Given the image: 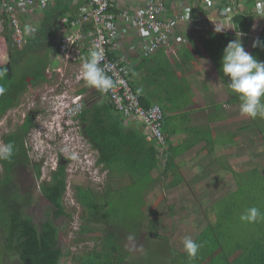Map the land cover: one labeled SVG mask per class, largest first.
<instances>
[{
    "label": "crops",
    "instance_id": "0c3cea01",
    "mask_svg": "<svg viewBox=\"0 0 264 264\" xmlns=\"http://www.w3.org/2000/svg\"><path fill=\"white\" fill-rule=\"evenodd\" d=\"M162 1L168 19H173L183 4L190 10V20L180 28V40L173 39L169 49H160L144 59L137 47L130 51L133 37L120 23L121 30L128 34L118 49L111 50L114 56H125L129 60L130 84L139 91L144 103L149 107L159 106L164 115L162 132L166 147L163 152L168 166L164 167V172L154 171L150 175L152 183L145 192L146 218L155 219L161 214L171 220L169 232H164L168 235L159 245L160 251H166L167 257L168 252H175L181 264L190 261L193 264H234L237 260L238 264H246L243 259L249 260L248 264H263L264 255L259 250L252 254L251 248L243 245L235 250L234 245L199 241L203 233L217 229L213 220L214 204L236 188V175L249 168H264L262 134L251 128L252 119L239 114V101L226 88L228 78L221 79L223 50L227 42L236 39L235 31L241 30L221 29L218 25L235 14L226 16L225 20L222 18L221 7L226 0ZM243 1L246 4L248 0ZM113 4L112 10L119 11L130 4L138 5L139 0H114ZM77 6L70 3L72 12L68 17L76 16ZM63 26L64 22L61 29ZM96 95L98 103L102 102L98 90ZM170 106L174 109H169ZM167 120L169 124H166ZM127 127L141 129L134 122ZM228 135L234 138L231 148L225 151L220 145L216 148V141ZM194 168H199V172H194ZM124 176L129 179L127 174ZM156 186L161 189L159 198L155 193ZM153 196L161 200L159 205L152 203ZM177 228L183 230L179 238H174ZM192 234H196L194 240L202 247L196 258L189 260L182 251L181 242L184 236ZM154 250L148 246L149 257L145 258L148 260L145 264L150 263ZM235 251H246V255L240 260ZM201 258L204 259L198 261ZM63 263L60 259L59 264ZM0 264H21L7 243L0 247Z\"/></svg>",
    "mask_w": 264,
    "mask_h": 264
},
{
    "label": "trees",
    "instance_id": "16d2710c",
    "mask_svg": "<svg viewBox=\"0 0 264 264\" xmlns=\"http://www.w3.org/2000/svg\"><path fill=\"white\" fill-rule=\"evenodd\" d=\"M70 3L71 1L68 0H57L54 8L39 23L37 32L30 35L25 34L21 47H17L12 41L9 25L5 24L3 43L7 51L8 63L0 65V71L5 70L0 76V86L6 90L4 95L0 96V119L6 112L18 105L23 94L33 91L40 84H47L54 80V72L50 70L51 53L56 47V36H60L64 29L60 27L59 17L66 14V19L70 18L68 17V13L72 12ZM246 4L247 12L237 13L231 19L220 21L218 28L241 30L250 34L255 32L254 25L259 24L256 40L261 41L264 38V18L256 17L252 0H248ZM257 48H252L250 54L255 56ZM96 92L97 90L89 87L77 91L78 95H85L81 113L77 118L83 137L97 153L96 165L102 166V169L110 175V180L102 195L93 190L75 188L76 201L84 212L83 223L78 234L96 235L98 229H101V238L97 244L99 247L83 256H75L73 260L76 264H136L131 261L134 257L129 252L121 253L123 237L132 233L139 235L143 232V242L139 241V244L142 246L146 243L142 249L143 256L146 258L149 257L146 252L148 246L152 251L154 247L159 246H153L151 242L155 239L164 240L150 232L154 224L151 220L147 222L149 219L146 218L145 192L152 183L150 176L152 172H164V167L168 166L164 162L166 153L159 149L160 146L155 141L147 140L142 127L141 129L125 127L120 114L106 100L103 99L98 103ZM141 104L146 109L152 107L146 105L143 99H141ZM30 127L27 121L22 126L26 131ZM261 136L264 140L263 134ZM4 143H12L14 153L10 160L0 161L3 169L0 189L8 184V175L12 168L20 164L27 156V151L23 147L22 131L8 135L4 138ZM125 174L129 179H126ZM52 181L53 183L49 186L42 187L41 193L52 205L53 217L58 219L61 216H67L63 206L66 174L62 164L53 174ZM117 181H125V184ZM0 206L1 212L6 216V219H3L7 228L5 243L15 251L21 264H59L62 253L58 246L57 229L51 223L44 222L37 230L31 220L21 218L19 204L0 196ZM200 239V243L205 241L202 235ZM216 240L210 241L214 243ZM261 241V243L251 245L252 254H256L259 250L264 255V249H262L264 239ZM205 244L207 245V242ZM240 247L242 246L235 250ZM154 251L161 253L160 250ZM202 259L204 258L198 261ZM238 263L239 260L234 264Z\"/></svg>",
    "mask_w": 264,
    "mask_h": 264
},
{
    "label": "rangeland",
    "instance_id": "374dc122",
    "mask_svg": "<svg viewBox=\"0 0 264 264\" xmlns=\"http://www.w3.org/2000/svg\"><path fill=\"white\" fill-rule=\"evenodd\" d=\"M54 6L53 3L45 11L33 16L31 21L35 23L36 28ZM66 16L65 14L59 17L60 27ZM258 27L259 24L254 25L255 32L250 34L246 31H235L236 38L238 32L243 33L240 39L245 50L249 53L253 48V42L257 38L256 31ZM3 33L4 30L0 26V65L8 63L7 51L3 43ZM57 39H59V35L56 36L55 46ZM261 41L264 42V38ZM55 48L50 58L52 60L50 70L54 72V80L47 84H40L33 91L23 94L18 105L6 112L0 119V143H4V138L8 135L22 131L23 147L27 151L26 158L12 168L8 175L9 182L0 189V196L5 200L9 199L19 204L21 218L31 220L37 230L40 224L44 222L51 223L57 229L58 246L62 253L63 264L68 262L76 264L73 257L83 256L92 249L99 247L97 244L100 242L101 229H98L96 235L78 234L83 223L82 216L84 212L76 201L75 188L93 190L102 195L109 184L110 175L102 169V166L96 165V151L83 137L78 118L74 117L72 119L71 116V113H73L71 107L76 102L75 97L79 96L77 91L87 86L84 81L77 84L74 79L72 80L69 77V73H66V75L63 71L58 72V68H64L65 65L56 60ZM254 58L264 62V48L258 47ZM63 62H65L64 59H62ZM66 68L69 72L70 67L67 66ZM72 73L79 76L76 69L70 71V74ZM84 96L82 97L84 98ZM83 98L82 103H84ZM169 109L173 110L174 107L170 106ZM26 121L31 125L27 131L22 128ZM166 124H169V120L166 121ZM66 125H69L70 129ZM251 125L252 129L260 131L264 136V118L252 119ZM233 142V136L222 137L216 141V148L220 145L224 151L228 150ZM61 164L65 167L66 174V192L63 206L67 216L55 219L53 217L54 209L43 197L41 189L53 183V174ZM239 165L242 166L241 162ZM2 172L3 169L0 163V181L3 177ZM235 180L236 188L214 204L215 218L213 220L218 224V228L214 233L206 232L202 236L205 241L217 239L215 242L230 247L234 245L235 249L242 245L252 248L251 245L261 243V239H264V220L247 224L241 223L239 216L245 209L250 207H257L261 213H264V168L246 169L245 172L237 174ZM114 182L116 183V181H112V183ZM117 182L125 184V181ZM155 188V193L159 198L158 195L161 193V189L158 186ZM154 198L155 196H153L154 201L152 203H155V206L159 205L161 200ZM150 212L152 213V211ZM164 216L160 214L155 219L149 218L147 220V222L151 220V223L154 224L150 232L162 239H165V236L168 235L164 232H169L168 229L170 230L171 226V220ZM3 219H6V216L0 210V247L6 242L7 238V228ZM182 230L179 231V228H177L173 233L174 238H179ZM142 235L143 232L139 235L132 233L127 237H123L121 242V253L129 252L134 257L131 261L136 264L148 262L142 251L146 243H143L142 246L139 244V241L143 242ZM194 235L196 234L191 235L193 239ZM163 241L155 239L151 244L153 246L162 245ZM155 249L160 250V246ZM262 249L264 248L262 247ZM229 251H232V249ZM245 252H236V258L242 260L241 258L246 255ZM168 253L169 256L167 257L164 250L161 253L155 252L151 256L149 264H181V259L175 252ZM243 261L246 264L249 263L247 259H243ZM186 264H193V262H186Z\"/></svg>",
    "mask_w": 264,
    "mask_h": 264
},
{
    "label": "built area",
    "instance_id": "2783aa9c",
    "mask_svg": "<svg viewBox=\"0 0 264 264\" xmlns=\"http://www.w3.org/2000/svg\"><path fill=\"white\" fill-rule=\"evenodd\" d=\"M57 0H0V26L4 30L9 25L11 39L21 47L25 34H35L37 28L31 20L34 15L48 9ZM78 5L76 16L66 19L59 39L56 43V60L64 64L58 72L69 73V77L77 84L83 80L78 78L82 58L91 50H97L104 57L100 67L114 82L107 93L100 92L104 100L111 105L123 119L126 127L136 123L143 128L147 140L155 141L161 149L166 147L162 133L163 113L158 106L144 108L142 96L130 84V62L125 56H114L111 50L118 49L120 42L128 33L133 37L131 50L137 47L144 59L160 49H169L173 39L180 40L181 29L191 18L190 10L183 4L179 13L173 18H165L166 9L162 0H139V4H130L119 11H113L114 0H68ZM253 1V9L257 0ZM221 7L222 18L233 14L247 12L243 0H226ZM122 23L127 32L120 28ZM26 27L31 31H26ZM264 28V23H263ZM3 37V36H2ZM62 59L65 62L62 63ZM67 66L70 67L67 72ZM66 74V75H67ZM82 96L75 97L71 116L81 113Z\"/></svg>",
    "mask_w": 264,
    "mask_h": 264
},
{
    "label": "clouds",
    "instance_id": "9594fccd",
    "mask_svg": "<svg viewBox=\"0 0 264 264\" xmlns=\"http://www.w3.org/2000/svg\"><path fill=\"white\" fill-rule=\"evenodd\" d=\"M254 12L257 18H264V0H257ZM26 31L31 29L26 27ZM242 35L243 33L238 32L237 38L228 42L223 50L220 61L221 79L228 78L226 88L238 99L241 116L249 119L264 118V62L258 61L245 50L240 39ZM252 47L264 48V42L257 39ZM103 59L100 52L91 50L87 57L82 58L78 78L82 79L87 87L107 93L113 88L114 82L104 68L100 67ZM4 71H0V76L4 74ZM5 91V88L0 86V96L4 95ZM66 126L70 129L69 125ZM13 153L12 143H0V161L10 160ZM193 171L199 172V168H194ZM239 220L241 223L253 224L264 220V213H261L257 207H250L241 213ZM181 243L182 251L189 260L195 259L202 247V244L187 235L183 237Z\"/></svg>",
    "mask_w": 264,
    "mask_h": 264
}]
</instances>
